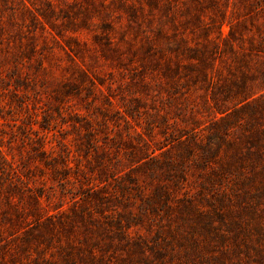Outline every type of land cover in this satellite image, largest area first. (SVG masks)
<instances>
[{
    "label": "rangeland",
    "instance_id": "obj_1",
    "mask_svg": "<svg viewBox=\"0 0 264 264\" xmlns=\"http://www.w3.org/2000/svg\"><path fill=\"white\" fill-rule=\"evenodd\" d=\"M0 264H264V0H0Z\"/></svg>",
    "mask_w": 264,
    "mask_h": 264
}]
</instances>
